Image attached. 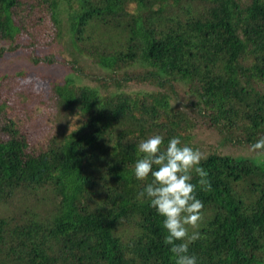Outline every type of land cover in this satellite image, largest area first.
Listing matches in <instances>:
<instances>
[{
	"label": "trees",
	"instance_id": "trees-1",
	"mask_svg": "<svg viewBox=\"0 0 264 264\" xmlns=\"http://www.w3.org/2000/svg\"><path fill=\"white\" fill-rule=\"evenodd\" d=\"M132 2L139 14L133 40L140 49L98 56L99 73L93 81L83 78L93 87L79 83L78 72L63 81L49 77L55 101L48 113L47 105L43 113H37L38 107H32L34 113L24 108L29 97L0 92V264H175L171 246L164 243L163 217L146 195L138 196L153 177L138 180L134 175L135 162L143 156L138 145L155 135L157 128L147 124L157 121H163L162 151L172 137L195 147L188 128L191 137L202 135L217 144L200 164L211 191L200 188L195 172L192 183L199 200L217 201L222 211L196 230L200 238L189 244V254L197 264H264V188L245 205L235 189L238 183L222 180L221 174L230 170V179L241 182L252 168L264 174V154L251 150L264 137V0H207L204 11L196 6L191 9L196 14L183 17L180 11L189 12L191 0H185L186 6L182 0L166 5L162 0L159 5L153 0H35L30 8H44L58 32L69 16L68 31L82 36L70 40L79 48L68 55L72 71L73 57L92 55L80 47L92 38H87L89 28L110 27L111 19L119 20L116 6ZM24 4L0 0L1 56L26 31L25 18L16 20L18 9H13H25ZM176 8L181 10L173 13ZM48 53L27 57L31 65L62 62ZM135 56L143 73L127 69ZM116 65L131 72L115 78L118 89L110 86L113 77L106 79ZM142 83L150 87L149 98L139 102L128 92ZM234 105L244 106L240 122L246 128L239 138L226 130L234 120ZM163 108L172 113L161 115ZM25 111L45 129L57 112L49 129L53 134L26 130L21 117H13ZM75 117L79 124L68 130ZM244 163L248 169L236 172ZM17 212L22 217L15 220Z\"/></svg>",
	"mask_w": 264,
	"mask_h": 264
},
{
	"label": "rangeland",
	"instance_id": "rangeland-1",
	"mask_svg": "<svg viewBox=\"0 0 264 264\" xmlns=\"http://www.w3.org/2000/svg\"><path fill=\"white\" fill-rule=\"evenodd\" d=\"M25 2V9L23 7L21 10L17 7H13V9H18V12L16 13L15 19H19L22 17L25 18V21L27 22V27H24L22 35H19V39L15 43V47L9 50L3 51V55H0V92H5V95L7 97L12 96L9 90L12 91L13 94L18 95L19 98L22 99V97H29L27 102V105L24 108H29L30 111H33L32 107H38L39 110H37V113H43L45 106L47 105V113L50 111V109L53 108L52 105H54L55 97L52 94V89H50L52 83L49 81V77H51L53 80H61L63 81L64 77L67 76L68 73L78 72L82 75L83 78H89L93 81V78L95 74L99 73L96 72L98 68L94 63L95 60L98 58V56H101L104 52H109L110 50L120 52L119 49L128 50L130 47L132 49L138 51L140 49V42H136L133 40V38L136 36L133 34L132 30H134V22L136 18L138 17V13L136 12L137 8L133 6V2L130 4H125L123 7H120V3L117 8V13L115 9V16H119V20L117 22L114 21V19H111L110 21V27H100L99 29L96 28L94 30L93 28H89V36L87 38H91L89 40V43L80 45L81 50H85L84 52H89L92 54L91 56H83L78 57L75 56L73 59H75L77 62L74 64V69L72 71L67 68V61H72L71 59H68L69 53H73L74 50H78L79 48L77 46L70 45V40L73 38L80 37L79 36H72L71 33L68 31V25H70L69 16L67 15V21L65 18H63L62 25H61V32H58L56 27L53 25L49 14L46 13L44 8H41L40 6L36 8H30V6L35 2V0H21ZM159 0H153V4H158ZM179 1V0H175ZM174 1V2H175ZM190 1V0H186ZM207 0H191V3L188 5V7L192 6L190 8V11H186V8L182 9L184 10L182 13L180 11L181 17L186 15H192L191 9L198 6L200 9L199 12L204 11V7L206 6ZM173 2L172 0H162L161 5L171 4ZM173 2V3H174ZM172 3V4H173ZM144 4H147L144 0ZM183 6H186L185 0H182ZM169 10V8L165 9L163 11V14ZM181 9L176 8L175 10L171 11L173 13H176ZM30 11V12H29ZM138 11V10H137ZM18 14V15H17ZM113 14V13H111ZM196 14V13H195ZM24 20V19H23ZM103 25V24H102ZM77 31V30H76ZM75 31V32H76ZM82 37V36H81ZM80 37V38H81ZM97 37V38H95ZM4 41V40H3ZM1 41V43L3 42ZM33 42L31 46L30 43ZM47 43H52L53 45H46ZM5 45H7L5 43ZM61 46V49H56L54 46ZM28 47V48H27ZM1 49V47H0ZM48 52H53L54 56L59 58L61 61H57L51 65H43L38 66L31 65V62L28 59V54H36L38 56H43L44 54H47ZM49 54V53H48ZM137 55V54H136ZM133 62V63H132ZM126 64L128 67L127 69L130 71H133V73H136V71H140L143 73L145 70L144 66L137 60L136 56L133 59V61ZM135 64V66L133 65ZM119 66H114V69L112 70V76L107 75V80L109 77H113L112 86L115 89H118V85L115 82L116 77H121L124 74H129L131 72H127L125 66L121 67L124 69L119 70ZM87 69V70H85ZM101 70V69H100ZM20 71L22 74L20 75ZM92 71V73H91ZM126 72V73H124ZM137 72V73H140ZM42 73V74H40ZM105 76V74H104ZM79 80L78 82L82 85H90V87H93L92 84L88 83L86 79ZM30 81V82H29ZM100 89L103 90L106 88L105 84L99 85ZM108 85L107 88L110 87ZM137 88L130 89L131 92H128L133 96V98H136L139 100V102H143L145 99L149 98V86L146 83H142L140 86L137 85ZM111 88V90L113 89ZM242 86H240L238 89H241ZM134 90V91H132ZM261 90L264 91V86L261 87ZM187 91V90H186ZM264 93V92H263ZM107 94V93H106ZM188 94V93H187ZM43 96V100L39 99V97ZM236 101L239 100V97L235 99ZM41 103H36V102ZM31 103V104H30ZM12 104V103H11ZM9 104V105H11ZM34 104V105H32ZM230 104V102H229ZM10 107V106H9ZM243 107L244 106H237L234 105L231 114H233V122L231 128L227 127V131L233 136V137H240L241 130L244 131L245 127H242L241 120L244 119L243 115ZM15 111V108H8L6 112L4 113V116L6 118L9 111ZM29 111L23 112L22 116L19 114L18 116H13L14 118H20V122H23V125L26 130H33L36 129L38 131H43L45 129V126L42 125L41 127H38L39 122H31L29 117ZM34 113V111H33ZM172 112H170V109L167 108L165 110L164 108L161 110L160 114L168 116ZM57 115V112L55 115H52V122L47 123V128L44 130V134L46 135H52L54 130H49L52 127V124L56 122L55 116ZM81 118V117H80ZM193 120L194 117H189L188 120ZM246 120V119H245ZM248 122V121H247ZM161 122H155V125L150 123L147 125H153L157 128V131L155 133L163 136V131H161L160 124ZM79 124V117H75L70 124L67 125V129L75 128L76 125ZM151 128V126H150ZM166 131L168 134L169 128ZM189 134L190 142L194 141L195 147L194 149H199L204 154H208L211 152V150L215 151L216 143L210 140H205L202 135L195 136V134L191 137V128H188L186 131ZM222 150L225 148L222 146H219ZM225 151H230L229 149ZM249 163H244L242 165H238L235 169L236 172L242 173L246 168L248 169ZM229 172V173H228ZM237 173V174H239ZM221 174H224V178L222 180H225L226 182L230 181L233 183H238L237 188L241 193L243 194V201L245 205H249V203H252V200L257 199L259 195L261 194V190L264 188V174L260 173L259 170L256 168H252L251 171L245 175H243V181L238 180H232L230 179L232 176L230 175V170L224 173V169L221 172ZM152 179V178H151ZM229 182V183H230ZM241 182V183H239ZM231 184V183H230ZM127 192H130L129 189L126 190ZM239 199V197H236V199ZM203 218L200 221V225L205 223L206 220H211L210 217L214 213H218L222 211V206H220L219 202L208 200L206 202H203ZM21 213L17 212L15 214V220L20 219L22 216H20Z\"/></svg>",
	"mask_w": 264,
	"mask_h": 264
},
{
	"label": "clouds",
	"instance_id": "clouds-1",
	"mask_svg": "<svg viewBox=\"0 0 264 264\" xmlns=\"http://www.w3.org/2000/svg\"><path fill=\"white\" fill-rule=\"evenodd\" d=\"M163 143V136L156 134L138 145L137 151L143 156L135 162L134 175L138 180L153 177L138 196L146 195L150 206L163 217L162 226L167 232L164 243L171 246L175 264H197L196 256L189 254V244L200 238L196 230L203 218L204 205L195 195L197 185L192 183V174L198 175L203 191H211L208 172L200 166L206 156L199 149L182 144L179 137L170 138L162 151ZM251 150L264 154V137L252 144ZM190 227L194 229L191 234Z\"/></svg>",
	"mask_w": 264,
	"mask_h": 264
}]
</instances>
